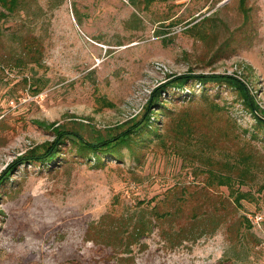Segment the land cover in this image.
Returning a JSON list of instances; mask_svg holds the SVG:
<instances>
[{
  "label": "rangeland",
  "instance_id": "obj_1",
  "mask_svg": "<svg viewBox=\"0 0 264 264\" xmlns=\"http://www.w3.org/2000/svg\"><path fill=\"white\" fill-rule=\"evenodd\" d=\"M23 1L0 21V175L18 160L0 178V264H111L114 251L86 238L88 223L136 213L140 201L170 210V190L184 199L180 217L146 209L152 228L131 245V264H264V126L230 86L165 88L151 108L163 138L121 146L118 158L98 162L75 136L48 159L18 158L52 141L56 125L86 138L122 130L182 73L232 74L264 112V0ZM33 37L37 61L19 42ZM240 151L255 163L235 184L248 192L236 205L226 186H204L200 156ZM195 207L213 230L178 236Z\"/></svg>",
  "mask_w": 264,
  "mask_h": 264
},
{
  "label": "trees",
  "instance_id": "obj_2",
  "mask_svg": "<svg viewBox=\"0 0 264 264\" xmlns=\"http://www.w3.org/2000/svg\"><path fill=\"white\" fill-rule=\"evenodd\" d=\"M23 0H0V21L5 19L8 15L14 13L19 8H22ZM25 8V6H23ZM2 27L0 22V37L2 36ZM29 40L21 42L24 45V52L30 57L31 61H37L38 43L35 37ZM15 59L19 62L25 61V58L21 55H15ZM190 79L200 80L203 83L215 82L218 84H225L234 88L237 94L241 97L242 102L247 109L251 112L256 121V126H264V112H262L255 101L253 95L250 93L247 84L240 78L225 73H182L173 76L167 80L164 84L158 86L155 89V94L148 102L140 118L133 119L126 127L118 132L106 131L105 133H99L95 138H86L80 133L61 128L56 125L54 128L55 138L39 148H33L30 151L20 155L19 161L26 159L27 161L40 160L43 158H50L54 154H58L59 144L63 143L66 138L75 136L81 146L85 149L83 154H86V150L93 152L98 162H102L101 156H113L118 158L121 155L120 147L124 146L130 153L132 150L131 144H137L141 141L150 140L153 136L158 139L163 138L162 133L152 125L151 115L154 113L152 107L162 106L163 100H159L158 97L169 86H182ZM166 88V89H165ZM214 106L219 104L214 102ZM152 125V127H151ZM188 132V131H186ZM191 132V131H190ZM219 132L223 136L226 135V129L220 128ZM185 133V132H184ZM182 134V131H180ZM251 136H255L254 133ZM41 150V151H40ZM232 157L215 158L211 153H202L200 159L203 162V169H200L204 174L203 183L207 187L226 186L228 188V196L232 197V201L236 205H241L240 200L244 198L248 192L242 191L235 184L240 185L247 182L253 175L254 159L252 156L240 151L234 153ZM18 161V160H16ZM10 164L6 171H3V175L0 178H7L11 167L14 163ZM200 171V172H201ZM264 187V183L261 185ZM174 201L171 203L172 208L170 210L160 211L154 205H145L140 201L138 208L133 212L113 214L106 212L100 216L98 220H92L88 223L86 229V238L92 240L95 243L109 246L114 251V261L111 264H131L133 260L131 245L139 242L140 238L144 237L152 228L151 218L146 217V209L155 216L156 219H166L171 221H177L179 212L183 209L184 199L178 200V192L171 191L169 196H172ZM165 197H167L165 195ZM169 197H167L168 199ZM186 223L180 228L178 236L188 238L190 236L197 237L200 234L207 233L213 230L209 228V224H213L212 220L206 218V222L201 221V216L198 213V208L195 207L189 211L186 216ZM248 225L249 219L244 216ZM217 223H215L216 226ZM214 228V227H213Z\"/></svg>",
  "mask_w": 264,
  "mask_h": 264
}]
</instances>
